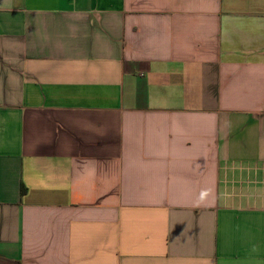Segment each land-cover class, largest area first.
Segmentation results:
<instances>
[{
  "label": "crops",
  "instance_id": "crops-1",
  "mask_svg": "<svg viewBox=\"0 0 264 264\" xmlns=\"http://www.w3.org/2000/svg\"><path fill=\"white\" fill-rule=\"evenodd\" d=\"M0 264H264V0H0Z\"/></svg>",
  "mask_w": 264,
  "mask_h": 264
},
{
  "label": "rangeland",
  "instance_id": "rangeland-1",
  "mask_svg": "<svg viewBox=\"0 0 264 264\" xmlns=\"http://www.w3.org/2000/svg\"><path fill=\"white\" fill-rule=\"evenodd\" d=\"M241 175L247 177L248 176V171L246 170H242L241 171ZM239 173L238 174H233V176L231 177V180H237L238 179V176H241ZM242 176V177H243ZM247 179V178H246ZM262 191V188L257 186L255 187L253 184H248V183H245L243 184L242 186H240L239 184H235L234 188H230L228 189V195L230 196H246L244 197L245 199H248V198H252V194H257V193H260ZM242 196V198H243ZM241 197H239L238 201L240 200ZM250 199L248 200H242L240 203H249L250 202Z\"/></svg>",
  "mask_w": 264,
  "mask_h": 264
}]
</instances>
